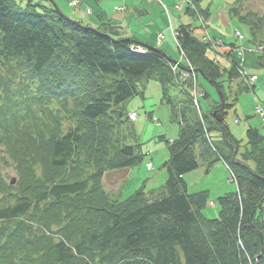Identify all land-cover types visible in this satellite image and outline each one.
Wrapping results in <instances>:
<instances>
[{
  "label": "trees",
  "instance_id": "trees-1",
  "mask_svg": "<svg viewBox=\"0 0 264 264\" xmlns=\"http://www.w3.org/2000/svg\"><path fill=\"white\" fill-rule=\"evenodd\" d=\"M201 1L193 0L206 19ZM246 1L234 0L229 13L248 27L249 43L261 46L257 63L264 66V0L262 11ZM82 22L48 0H0V264H264V132L247 128L239 153L212 115L219 103L201 116L189 99L172 105L179 131L166 142L163 185L146 190L143 183L123 199L104 190L105 171L143 157L130 144L126 101L156 80L170 103L175 82L161 50L132 51L110 20L95 29ZM176 30L191 65L225 102L223 75L240 77L235 61L221 69L190 24ZM211 157L227 163L236 190L218 197L217 216L206 218L208 193H189L183 175ZM7 165L14 184L3 173Z\"/></svg>",
  "mask_w": 264,
  "mask_h": 264
},
{
  "label": "rangeland",
  "instance_id": "rangeland-1",
  "mask_svg": "<svg viewBox=\"0 0 264 264\" xmlns=\"http://www.w3.org/2000/svg\"><path fill=\"white\" fill-rule=\"evenodd\" d=\"M17 1L21 5L26 2V0ZM74 1L75 8H72L69 2L73 4ZM161 1L168 8V13L163 10L161 4L156 0H54V4L55 9L59 8L63 16L67 17L69 15L70 18L83 21L82 23L98 26L101 19L110 20L119 27L121 37L132 38L144 45L160 48L171 58L177 60L179 59V51L170 27L175 29L181 23H191L192 28L197 27L193 30V35L199 39L202 31L196 19L198 14L193 17L183 12V10L175 9L174 3L179 0ZM233 1L202 0L201 6L209 9V15L204 21L210 36L212 38H223L227 45L230 42L243 43L244 68L250 75H257V80L252 83L253 90L243 89L244 84H242L243 81L240 77L229 81L226 74L223 75V85L226 93L225 103L230 105L226 108L227 114L224 123L231 136L239 144L238 152L240 153L246 143L247 128L253 127L264 132V126H262L260 118L255 113L257 103L264 108V66L257 63L259 52L249 43L248 27L229 13ZM49 3L53 6L52 2ZM244 4L248 8L258 11L263 10V5L259 0H247ZM119 6H123L124 10H117L116 8ZM88 8L91 10L89 14L86 13ZM200 20L203 21V18ZM236 31L241 34L242 40L236 38ZM160 32L164 33V39L158 42L157 36ZM226 49L224 48L223 51ZM259 49H262L261 46ZM207 54L219 61L222 69H229L231 66L230 60L219 53L216 55L212 49H209ZM236 59L239 58L236 57ZM197 81L200 109L206 113L219 103V93L199 73L197 74ZM190 83L191 78L185 83L187 86L184 85L188 93L192 92V89L188 87ZM138 86L141 89L142 86L140 84ZM202 92L207 93L208 97L201 96ZM167 93L170 103L162 99L163 93L159 82L148 80L144 83L142 93L138 92L126 101V110L136 113L137 116L135 120L130 121L135 136V141L130 139V144L137 145L136 150L141 152L143 157L139 163L132 167L104 172L102 183L109 194L123 199L131 195L137 188H140L143 183L146 190L164 184L167 170L163 163L168 158L166 142L174 139L179 131L178 121L172 118V105L177 108L182 107L190 98L192 107L197 110L198 115H201V112L197 109L198 104L193 101V96L188 97V94L182 91V85H171ZM210 137L216 143L221 140V134L217 132H211ZM239 153L237 157H240ZM146 161L152 163L151 170L146 168ZM198 162V167L184 174L183 177L189 193L197 191L208 193L202 214L206 218H214L219 211L218 197L224 193L235 191L236 184L234 181L229 180L230 173L222 160L211 157L209 160L199 158ZM3 173L8 175V181L16 178L15 170L10 165L4 167ZM211 202H214V204ZM261 212L264 220V201L262 202Z\"/></svg>",
  "mask_w": 264,
  "mask_h": 264
},
{
  "label": "water",
  "instance_id": "water-1",
  "mask_svg": "<svg viewBox=\"0 0 264 264\" xmlns=\"http://www.w3.org/2000/svg\"><path fill=\"white\" fill-rule=\"evenodd\" d=\"M50 2H53L52 0H49ZM53 5H54V3H53ZM54 7H55V5H54ZM89 28H92V27H89ZM133 42H135V41H133ZM200 75H202V77H204V79L205 80H207L209 83H211L216 89H217V91H218V93H219V97H220V104H221V106H220V109H219V111H217V110H213L212 111V115H213V117L218 121V122H223V120H224V116H223V113H222V111H223V109H224V99H223V94H222V92H221V90L219 89V87L217 86V84H213L209 79H207L205 76H204V73L202 72V70H200V69H197L196 70ZM14 181L12 180L11 181V183H13ZM261 204V203H260ZM259 204V205H260Z\"/></svg>",
  "mask_w": 264,
  "mask_h": 264
},
{
  "label": "built area",
  "instance_id": "built-area-1",
  "mask_svg": "<svg viewBox=\"0 0 264 264\" xmlns=\"http://www.w3.org/2000/svg\"><path fill=\"white\" fill-rule=\"evenodd\" d=\"M72 5H75V1L73 2ZM177 7H179V6H177ZM203 39L207 40V37H204ZM189 77H190V73H188V72H181V74L179 75V79L181 81L188 79ZM254 78H255L254 76L251 77V79H254ZM193 101L196 102L195 96L193 97ZM258 112H259L260 116L262 117V119L264 120V112L261 109H258ZM129 116L132 119L135 118V115L133 113H131ZM147 166L149 167L150 163H147Z\"/></svg>",
  "mask_w": 264,
  "mask_h": 264
}]
</instances>
